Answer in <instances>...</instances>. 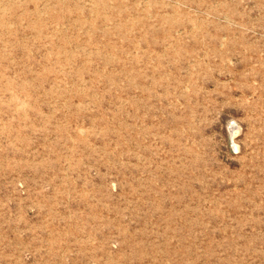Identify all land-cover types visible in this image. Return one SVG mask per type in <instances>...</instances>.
<instances>
[{"label":"rangeland","instance_id":"1","mask_svg":"<svg viewBox=\"0 0 264 264\" xmlns=\"http://www.w3.org/2000/svg\"><path fill=\"white\" fill-rule=\"evenodd\" d=\"M0 264H264V0H0Z\"/></svg>","mask_w":264,"mask_h":264},{"label":"bare ground","instance_id":"2","mask_svg":"<svg viewBox=\"0 0 264 264\" xmlns=\"http://www.w3.org/2000/svg\"><path fill=\"white\" fill-rule=\"evenodd\" d=\"M236 130V129H235ZM235 130H234V132H235ZM233 134V133H232Z\"/></svg>","mask_w":264,"mask_h":264}]
</instances>
